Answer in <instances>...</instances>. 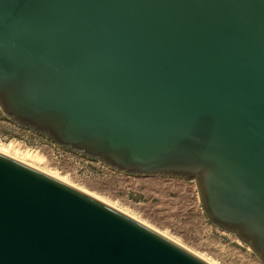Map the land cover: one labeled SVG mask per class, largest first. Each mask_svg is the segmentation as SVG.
Wrapping results in <instances>:
<instances>
[{"label":"water","instance_id":"95a60500","mask_svg":"<svg viewBox=\"0 0 264 264\" xmlns=\"http://www.w3.org/2000/svg\"><path fill=\"white\" fill-rule=\"evenodd\" d=\"M0 110L133 176L194 182L264 263V0H0ZM0 264H210L0 152Z\"/></svg>","mask_w":264,"mask_h":264},{"label":"rangeland","instance_id":"374dc122","mask_svg":"<svg viewBox=\"0 0 264 264\" xmlns=\"http://www.w3.org/2000/svg\"><path fill=\"white\" fill-rule=\"evenodd\" d=\"M1 146L33 166L115 204L213 264H264L233 234L209 222L194 182L124 174L59 147L19 126L0 110Z\"/></svg>","mask_w":264,"mask_h":264},{"label":"bare ground","instance_id":"6f19581e","mask_svg":"<svg viewBox=\"0 0 264 264\" xmlns=\"http://www.w3.org/2000/svg\"><path fill=\"white\" fill-rule=\"evenodd\" d=\"M0 152L3 153V154H5V155H8V156H10V157H13V158H15V159H17V160H19V161L25 163V164H28V165H30V166H32V167H34V168H36V169H38V170H40V171H43V172H45V173H47V174H49V175H51V176H53V177H55V178H58V179H60V180H62V181H64V182H66V183H68V184L74 186L73 184L67 182L68 180L66 181L64 178H61L60 176H58V175H56V174L50 173L49 171H45L44 169L42 170V168L40 169V168H38V167H35V166H33L32 164L26 162L25 160H23V159L17 157V155H16V156L12 155V154H11L6 148H3L2 146L0 147ZM31 157H32V156H31ZM74 187H76V186H74ZM76 188H78V187H76ZM78 189H80V188H78ZM80 190H82V189H80ZM82 191L88 193L89 195H91V196H93V197H95V198H97V199L103 201L104 203H106V204H108V205H110V206H112V207H114V208H116V209L122 211L123 213L127 214V213L124 212L123 210H121V209H119L118 207H116L115 204H113V203H111V202H109V201H107V200H105V199H103V198H101V197H99V196H97V195H95V194L89 193V192H87V191H85V190H82ZM127 215L131 216L130 214H127ZM131 217H133V215H132ZM133 218H135V217H133ZM135 219H136V218H135ZM136 220H138V219H136ZM138 221H140V220H138ZM140 222H142V221H140ZM142 223L145 224V225H147V224L144 223V222H142ZM147 226H149V225H147ZM149 227H150V226H149ZM154 230H155V229H154ZM156 231H157V230H156ZM157 232H159V231H157ZM159 233L162 234V235H164L165 237L171 239L172 241L178 243L179 245H181L178 241H176V240H174L173 238L167 236V235L164 234L163 232H159ZM181 246H183V245H181ZM183 247H185V246H183ZM185 248H186V247H185ZM186 249H187V248H186ZM194 254H196L197 256L201 257L202 259H204V260L207 261L208 263L213 264L212 262L208 261L207 259H205V258L202 257L201 255H199V254H197V253H194Z\"/></svg>","mask_w":264,"mask_h":264}]
</instances>
